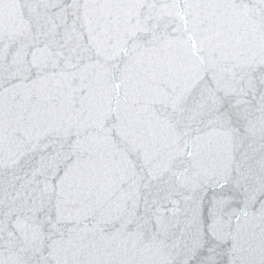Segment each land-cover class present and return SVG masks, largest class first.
<instances>
[{
  "label": "water",
  "instance_id": "water-1",
  "mask_svg": "<svg viewBox=\"0 0 264 264\" xmlns=\"http://www.w3.org/2000/svg\"><path fill=\"white\" fill-rule=\"evenodd\" d=\"M0 264H264V0H0Z\"/></svg>",
  "mask_w": 264,
  "mask_h": 264
}]
</instances>
